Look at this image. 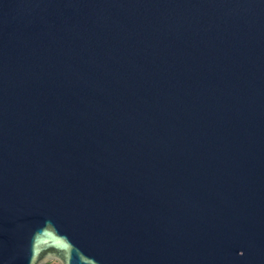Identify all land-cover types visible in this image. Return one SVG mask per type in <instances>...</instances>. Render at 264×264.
<instances>
[{
    "label": "water",
    "instance_id": "1",
    "mask_svg": "<svg viewBox=\"0 0 264 264\" xmlns=\"http://www.w3.org/2000/svg\"><path fill=\"white\" fill-rule=\"evenodd\" d=\"M264 264V0H0V264Z\"/></svg>",
    "mask_w": 264,
    "mask_h": 264
},
{
    "label": "trees",
    "instance_id": "2",
    "mask_svg": "<svg viewBox=\"0 0 264 264\" xmlns=\"http://www.w3.org/2000/svg\"><path fill=\"white\" fill-rule=\"evenodd\" d=\"M46 264H56V262H48V263H46Z\"/></svg>",
    "mask_w": 264,
    "mask_h": 264
},
{
    "label": "rangeland",
    "instance_id": "3",
    "mask_svg": "<svg viewBox=\"0 0 264 264\" xmlns=\"http://www.w3.org/2000/svg\"><path fill=\"white\" fill-rule=\"evenodd\" d=\"M57 264V263H56Z\"/></svg>",
    "mask_w": 264,
    "mask_h": 264
}]
</instances>
